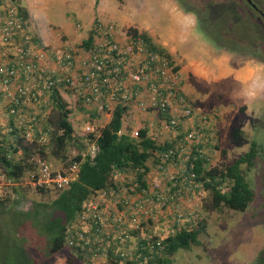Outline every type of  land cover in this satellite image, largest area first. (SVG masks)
<instances>
[{
	"label": "built area",
	"instance_id": "1",
	"mask_svg": "<svg viewBox=\"0 0 264 264\" xmlns=\"http://www.w3.org/2000/svg\"><path fill=\"white\" fill-rule=\"evenodd\" d=\"M18 9L15 1L0 0V126H4L6 119H13L11 126L0 128V146L7 145L3 141V135L15 129L27 142L41 145L50 142L49 130L41 127L37 116L42 113L46 118L48 115L52 89H57L61 97L63 92L70 94L90 109L111 112L115 105L124 104L139 114L159 115L166 112L170 117L158 120L165 129L173 133L171 139L174 144L160 155L159 163L153 168L157 171L149 178L150 182L147 181L148 190L159 189L156 191L159 208L165 206V202L160 201L161 193L174 188L170 201L177 211L174 222L178 226L189 221L192 224L193 215L179 211L181 204L178 206L173 199L177 197L181 203L184 196L195 191L187 185L192 179L181 176L178 169L180 162L189 158L192 145L201 144L202 147L198 150L212 158V153L217 149L214 137L216 132L212 127V118L196 110L191 104L192 101L184 94L182 79L175 63L163 53L150 49V42L140 32L129 34L127 31L126 37L119 39L116 27L111 23H94L92 30L95 32V40L83 53L81 47L63 45L54 48L38 40L41 37L33 34L30 20ZM76 26L80 28L78 23ZM44 103L46 109L41 107ZM179 122H190L191 126L182 138L177 139L178 133L175 129ZM93 130V126L87 123L85 131ZM97 150L92 144L89 150L91 157ZM36 162L35 171L28 177L29 186L33 189H67L77 177V162L60 169H52L42 159H36ZM157 172L164 178L163 182L158 180L160 177H154ZM8 183L5 175L1 174L0 198L4 197L3 187ZM125 187L135 191L132 185ZM120 191L124 202L123 207L116 211L118 215L114 222L118 225L114 228L118 234H124L128 231L127 226H138L141 212L149 211L144 204L145 199L137 198L138 193L130 194L122 189ZM110 192L108 197L114 203L113 206L118 208L119 197L116 198L115 194L119 193L113 189ZM102 204L93 200L83 204L76 223L67 227L68 244H76L75 240H85L84 243L89 244L93 240L103 252H107L110 247H113L115 254L121 250L115 242L116 238L121 240L120 236L108 237L103 227L97 233L94 232L90 239L83 232H73V227L78 228L80 225L87 229L90 225L85 219L90 215L103 223ZM171 229L174 228L169 230ZM130 238L133 240L134 236ZM133 245L124 249L120 255L128 258L135 256L133 250L136 245ZM115 246L118 247L115 249ZM88 249L91 253H98L91 247Z\"/></svg>",
	"mask_w": 264,
	"mask_h": 264
},
{
	"label": "trees",
	"instance_id": "2",
	"mask_svg": "<svg viewBox=\"0 0 264 264\" xmlns=\"http://www.w3.org/2000/svg\"><path fill=\"white\" fill-rule=\"evenodd\" d=\"M177 1H179L184 11L195 14L198 23L201 24V21H203L201 25L202 31L210 33L208 38L213 41L216 47H222L237 54L245 53L243 51L249 49L250 52H247L251 58H256L264 63V55L262 54L264 51V37L260 36L262 43L260 45V50L262 51H260V55L257 54L258 50H256L259 45L252 41L253 33L258 30L263 34L264 27L256 20L254 15L257 9L249 5L245 0H218L209 3V6L207 5L204 10L206 11L205 16L208 17L207 20L199 16V12L191 9V2H189L190 7L188 8L185 3L187 0ZM251 1L264 14V0H260V2ZM259 4L261 7H259ZM18 7V10L28 17L25 10L19 5ZM215 8L217 14L213 16ZM207 24L210 26L208 27ZM128 33L135 34L137 31L129 28ZM33 34L40 38L37 33L33 32ZM142 35L146 37L145 34L142 33ZM38 40L42 41L41 39ZM94 40L95 32L90 30V35L79 44L81 53L88 50ZM148 41L150 42L149 39ZM53 47L60 48L61 46ZM149 47L168 56L161 48L151 42ZM50 93L51 106L48 115L46 118L43 117L42 113L37 116L42 125L41 127L49 130L50 142L47 145L27 142L18 130H12L5 136L3 135V141L7 145L4 147L0 146V169L7 181L12 184H20L35 171L37 167L36 159L45 160L50 155L61 159L66 167L73 162H77V177L69 188L55 190L56 196L50 203H38L35 206L42 207V213H39L38 208H36L31 215L37 218L38 226L44 229L42 232L46 234V239L48 240L43 249L48 252L47 255H55L61 249H69L76 252L81 258L80 253H91L89 252V247L101 253V247L99 248V244L93 240H90L89 244L84 243L85 240H75L77 243L70 246L66 238L69 236L66 233L67 227L74 222L76 223L79 212L83 209V204L92 201L94 199L93 195L97 191L104 189H113L119 193L120 196L115 194L116 198L119 197V208L123 207L124 202V198L121 197V189L130 194L138 193L137 198L145 199L144 204H146L149 211L141 212L139 218L141 221L149 219L150 213L158 207L156 193L159 189L150 188L148 190L147 177L152 174V169L159 163L160 155L173 146L174 140L171 137H167L162 144L157 142L155 138L148 134L147 119L143 120L144 125L139 128L135 135L131 134V127L123 130V117L127 109H130L124 104L114 106L111 110V117L105 125L98 128L95 132H90L85 138H80L68 118L71 110L67 108L58 90L52 89ZM41 107L46 109L45 103ZM150 114L154 115L153 113ZM169 117L166 112L159 115L155 114L154 127H157V121L160 128L163 127V123L159 122L158 119ZM12 121V118L6 119L4 126H0V128L11 126ZM190 126V122H179L175 129V132L178 133L177 139L182 138L190 130ZM167 131L169 130L163 127L160 136H167ZM164 132L165 134H163ZM92 144L98 148L93 157L89 154ZM70 147H74L76 150L75 154L67 152ZM200 147H202L201 144L191 146L189 158L180 162L181 166L178 169V173L181 176H187L192 179L187 184L191 189L198 190L203 188L207 191L208 196L204 208L215 210L224 206L234 211L245 210L247 205L253 201L255 193L246 179V173L242 165L245 164L247 169L253 167V159L258 154L256 142L253 141L249 150L241 154L233 162L221 166H211L209 154L200 152L198 150ZM82 153H85V155L82 156ZM115 174L126 177L127 180L125 182L130 187L132 185L135 191L120 184L119 180L114 181L113 176ZM191 174H193L192 177ZM3 188L6 190L8 185ZM14 189L16 190V188ZM144 189L148 191L144 192ZM38 190L45 191L46 189L39 188ZM161 192L162 190L160 189ZM173 193L174 188L169 190V192L164 190L160 195V201L165 202V207L169 210L172 208L175 212H173L175 221L177 216L176 206L170 204ZM4 198L5 194L3 198H0V206L2 208L6 206L4 204L5 201L2 200ZM173 199L178 206L181 204L177 197ZM85 222L90 225L87 229H83L84 227L80 225L78 228L73 227V232H83L90 239L94 232L97 233L98 229L100 230L103 227L101 220L93 219L91 215L85 219ZM190 224L191 221L183 226L174 224L173 230H169L170 232L167 234L165 232L160 234V242H158L157 238L149 240L145 236H137V230H128L127 233L118 234L121 240L116 238L115 242L121 250L115 254L113 247H110L109 251L107 250L106 252L109 257L108 261L110 264H169L171 256L178 250H188L191 245L198 243V234L201 230H204L205 224L199 222L198 226L193 228ZM131 236H134L135 240L136 249L133 250L135 256L130 258L121 256L120 253L132 243ZM118 246H115V249Z\"/></svg>",
	"mask_w": 264,
	"mask_h": 264
},
{
	"label": "rangeland",
	"instance_id": "3",
	"mask_svg": "<svg viewBox=\"0 0 264 264\" xmlns=\"http://www.w3.org/2000/svg\"><path fill=\"white\" fill-rule=\"evenodd\" d=\"M15 1L23 10H25L24 5L32 6L39 19L49 21L50 24L44 23L47 26L45 34H49L53 28L58 31L63 29L64 32L69 29L71 32L77 28L76 24L78 23L80 29L79 34L77 33L75 37L77 39L75 47H80L78 42L81 41L87 30L93 28L95 22L111 23L116 29L121 27V22L118 19L121 12L117 10L119 2L122 0ZM187 1L185 3L188 8L191 6V9L199 12V16L207 20L208 17L205 16L206 11H204L206 6L218 0ZM176 2L180 6L179 1L176 0ZM189 2L192 3L190 6ZM259 7H261L260 4ZM216 14L215 8L213 16ZM254 15L257 20L258 14L255 13ZM146 16L152 17V14L148 11ZM202 24L203 21L201 24L197 21L194 28L201 41L209 43L214 50H223L224 48L216 47L213 41L208 38L210 33L202 31ZM207 26L210 25L207 24ZM260 36L264 37V33L262 34L258 30L252 35V41L259 45L256 49L258 55L262 52L260 50L262 44ZM63 40L60 36V41ZM224 51L234 53L227 49ZM247 51L250 52L249 49H246L243 51L245 53L238 54L242 61L248 59L264 65L260 60L251 58ZM195 58L203 60L201 52ZM207 69L197 67L194 70L197 74L195 86L198 91H203L201 96L192 100L191 103L196 110L209 115L213 120L212 127L216 132L214 137L217 149L211 155V166H221L233 162L241 154L247 152L251 143L255 141L258 154L253 159V167L247 169L245 164L242 165L246 179L255 195L253 201L243 211H234L224 206L215 210L204 208L208 193L203 188L195 190L193 194L189 193V196H184L181 199L179 211L194 216L192 224H190L192 228L197 227L199 222H203L205 228L198 234V243L191 245L188 250H178L171 256L169 264H264L262 263L264 262V97L262 94H257L250 97V103L233 102L236 97H232V89L237 88V84L231 79L216 78L212 74L213 72ZM198 74L204 76L203 78L210 76V79L205 83L198 81ZM62 98L67 108L71 110L68 118L77 136L85 138L90 133L85 131V123L89 118L82 112L83 108L76 105L70 94L63 92ZM123 125L125 128L131 127V134L135 135L141 126V122L139 117L130 112ZM67 152L75 154L76 150L74 147H70ZM45 161L52 169L66 168L59 158L49 155ZM154 171L157 170L154 169ZM1 174L3 173L0 169ZM156 176L160 177L158 180L164 181L160 172L155 173L154 177ZM113 178L115 181L119 180L120 184L128 185L125 182L126 177L116 175ZM5 192V198L2 200L5 201L6 206L5 208L0 206V264H110L109 257L103 251L91 254L82 252L80 253L81 258L76 252L69 249H61L55 255H47L48 252L43 248H45L44 245L48 239H46V234L42 232L44 229L38 226L37 218L31 213L36 208H38L39 213H42V207L35 206L38 203H50L56 196L55 190L40 191L33 189L29 186L28 178H25L20 184L9 182ZM108 196H110L109 193L107 196L101 197L102 203L105 202L103 198L109 199ZM170 209L162 205L150 213L149 219L140 221L137 227L127 226V229L137 230V236H145L149 240L159 239L160 234L169 232L168 228L176 225L173 215L175 212L172 208ZM29 210L31 211L28 213ZM115 213L118 214L116 211ZM183 225L180 224V226ZM134 241L133 239L132 243H129V247L134 246Z\"/></svg>",
	"mask_w": 264,
	"mask_h": 264
},
{
	"label": "crops",
	"instance_id": "4",
	"mask_svg": "<svg viewBox=\"0 0 264 264\" xmlns=\"http://www.w3.org/2000/svg\"><path fill=\"white\" fill-rule=\"evenodd\" d=\"M24 6L33 32L39 34L43 42L50 43L49 45L52 46L68 45L72 48L75 47L77 41L75 37L77 33L79 34L80 28H74L75 31L71 30V32L69 29L64 32L63 29L58 31L53 28L49 31V34H45L47 26L44 23L48 24L49 21L39 19L32 6ZM156 8L157 11H155ZM117 11L121 12L118 15L121 27L116 29L118 38L124 39L126 37V30L129 28L145 34L151 43L161 48L175 63L182 79L183 92L190 100L199 98L203 91H198L195 86V76L197 74L194 70L197 67L208 68L207 70L213 72L212 74L216 78L234 81L237 84V88L232 89V97H236V100L233 102L250 103V97L257 94H262L264 97V65L248 59L242 61L241 56L237 53H230L229 51H224V49L214 50L209 43L202 42L201 38L194 31L197 24L195 14L184 11L176 0H122L119 2ZM148 11L152 14V17L146 16ZM90 30L92 29L87 30L78 43H81L82 40L90 35ZM60 36L64 39L63 41H60ZM199 52H201L203 60L195 58ZM252 63L255 64L252 65ZM203 77L198 74L197 80L205 83L210 79V76ZM73 99L76 105L83 108L82 112L89 118L85 124L90 123L94 128L93 132L109 121L111 117L110 111L90 109L81 100ZM130 112L139 117L141 126L144 125L142 119H147L148 123H145L148 128V134L160 144L164 142V139L171 137L173 134L171 131H167V136H160L163 127L160 128L158 121L157 127H154L155 114H139L135 110L127 109L123 117V123ZM123 130H126L124 125ZM151 173V176L149 174L147 177V181L149 182V178L153 177V169ZM109 192L110 189L97 191L93 195V201H98L102 204L101 197H104L105 194L107 196ZM103 200L105 201L102 204L104 206L102 209L103 229L108 233V237H116L118 233L114 227L118 223L114 221H116L115 217L118 214H115V211L117 209L120 210V208L118 207L115 210L113 208L114 203L111 202L110 198H103Z\"/></svg>",
	"mask_w": 264,
	"mask_h": 264
},
{
	"label": "flooded vegetation",
	"instance_id": "5",
	"mask_svg": "<svg viewBox=\"0 0 264 264\" xmlns=\"http://www.w3.org/2000/svg\"><path fill=\"white\" fill-rule=\"evenodd\" d=\"M249 5H252L255 9H257L256 10V14H258V16H257V21H259L262 25H263V27H264V14L261 12V10L260 9H258V8H256L255 6H254V4L252 3V1L250 0V2L248 1V0H245ZM255 2H257V0H255Z\"/></svg>",
	"mask_w": 264,
	"mask_h": 264
},
{
	"label": "bare ground",
	"instance_id": "6",
	"mask_svg": "<svg viewBox=\"0 0 264 264\" xmlns=\"http://www.w3.org/2000/svg\"><path fill=\"white\" fill-rule=\"evenodd\" d=\"M80 213V212H79ZM89 220V219H88ZM90 221V220H89ZM71 246V245H70ZM85 247V246H84ZM74 249V248H73ZM86 249V248H85ZM84 250V249H83ZM100 250V249H99ZM109 251V250H108ZM109 255V254H108ZM105 259V258H104Z\"/></svg>",
	"mask_w": 264,
	"mask_h": 264
},
{
	"label": "water",
	"instance_id": "7",
	"mask_svg": "<svg viewBox=\"0 0 264 264\" xmlns=\"http://www.w3.org/2000/svg\"><path fill=\"white\" fill-rule=\"evenodd\" d=\"M250 2V0H248Z\"/></svg>",
	"mask_w": 264,
	"mask_h": 264
}]
</instances>
